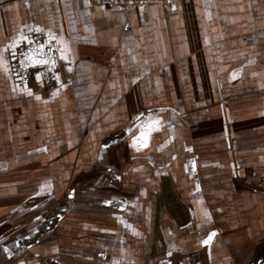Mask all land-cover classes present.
<instances>
[{"label": "crops", "instance_id": "1", "mask_svg": "<svg viewBox=\"0 0 264 264\" xmlns=\"http://www.w3.org/2000/svg\"><path fill=\"white\" fill-rule=\"evenodd\" d=\"M0 55V264H264V0H0Z\"/></svg>", "mask_w": 264, "mask_h": 264}, {"label": "snow or ice", "instance_id": "2", "mask_svg": "<svg viewBox=\"0 0 264 264\" xmlns=\"http://www.w3.org/2000/svg\"><path fill=\"white\" fill-rule=\"evenodd\" d=\"M87 3V0H86ZM31 31L35 32V33H43L44 30L40 29V28H36V29H32ZM47 39H48V45H45L43 43H39L37 44V46L33 49H31L29 52L23 54L24 55V60L22 61V63H29L32 65L35 64H50L53 67L55 66V60L54 59H46L45 57L47 56V53H45L44 49L45 47H49V49L51 50L50 46L52 41H57L61 46L59 48L56 49V51H59L61 53V58L62 59H66L67 58V54L70 53L71 49L68 45V43L66 41H63L62 38L57 37L54 33L49 32L47 35ZM37 42L30 36H26L24 35L23 29H21L18 38L10 45H8L4 51L8 52L10 51L11 54L13 56L16 55V51L15 49L17 47H19L21 44H36ZM0 64H3L5 71L8 70L7 68V64L6 62H4V58L2 55H0ZM28 95H32V93L30 91H28L27 93ZM37 99H40L39 97H37ZM139 119V117L137 118ZM157 124L159 123L158 121L156 122ZM143 135V133H142ZM139 139V138H136ZM136 139H134L133 141V147L136 146ZM207 215V214H206ZM215 235V233H212L209 235L208 239L204 241L205 244H208L213 236Z\"/></svg>", "mask_w": 264, "mask_h": 264}, {"label": "built area", "instance_id": "3", "mask_svg": "<svg viewBox=\"0 0 264 264\" xmlns=\"http://www.w3.org/2000/svg\"><path fill=\"white\" fill-rule=\"evenodd\" d=\"M92 4L103 7L127 8L130 6H145L149 4H160L171 6L178 0H89Z\"/></svg>", "mask_w": 264, "mask_h": 264}, {"label": "rangeland", "instance_id": "4", "mask_svg": "<svg viewBox=\"0 0 264 264\" xmlns=\"http://www.w3.org/2000/svg\"><path fill=\"white\" fill-rule=\"evenodd\" d=\"M90 197V195L86 196V198H84V201L87 203L90 202L92 200Z\"/></svg>", "mask_w": 264, "mask_h": 264}]
</instances>
